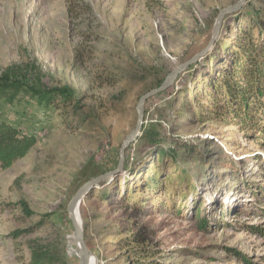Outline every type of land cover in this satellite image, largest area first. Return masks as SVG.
<instances>
[{
    "label": "rangeland",
    "instance_id": "obj_1",
    "mask_svg": "<svg viewBox=\"0 0 264 264\" xmlns=\"http://www.w3.org/2000/svg\"><path fill=\"white\" fill-rule=\"evenodd\" d=\"M236 1L0 0V76L74 91L48 109L25 95L0 101V122L36 138L0 166V264H78L71 197L116 167L139 97L203 49ZM258 19L264 0H246L208 53L145 100L123 171L79 206L97 264H134L139 245L152 255L141 264H264V151L213 91L242 32H264ZM150 124L162 138L143 137Z\"/></svg>",
    "mask_w": 264,
    "mask_h": 264
},
{
    "label": "trees",
    "instance_id": "obj_2",
    "mask_svg": "<svg viewBox=\"0 0 264 264\" xmlns=\"http://www.w3.org/2000/svg\"><path fill=\"white\" fill-rule=\"evenodd\" d=\"M258 21L260 25L264 24L262 20ZM242 33L243 37L238 43L239 52L234 56L233 64L222 77L217 90L216 85L213 86V91L218 92L220 89L221 100L224 102L223 109H226L228 115L233 114L234 122L242 131L253 132L257 143L264 151V32L246 29ZM20 95L34 100L40 108L48 109L58 107L59 102H73L74 91L68 86L46 88L29 85L21 79L7 74L1 75L0 101L13 104ZM221 115L224 117V114ZM18 126V122L8 123L4 120L0 122V166L3 169L9 168L15 161L23 158L36 143L34 135L20 131ZM157 127L150 124L143 137L162 138L161 129L157 133L154 132ZM165 152L164 149H160L158 155ZM174 152L175 150L172 154L176 155ZM132 241L140 243L135 234L132 235ZM133 251L135 256H139L134 264H141L152 257L146 246L141 249L139 245Z\"/></svg>",
    "mask_w": 264,
    "mask_h": 264
},
{
    "label": "water",
    "instance_id": "obj_3",
    "mask_svg": "<svg viewBox=\"0 0 264 264\" xmlns=\"http://www.w3.org/2000/svg\"><path fill=\"white\" fill-rule=\"evenodd\" d=\"M245 1L246 0H238L233 4L227 5L222 9H220L214 21L211 36L209 38L207 45L199 52H197L195 55H193L191 58L180 63L175 69L170 71L158 87H155L145 92L139 97L136 104V113H137L136 124L135 127L126 135V137L124 138V140L122 141L119 147L118 163L116 167L112 170L105 171L97 175L96 177L84 182L71 197L67 205V212L73 228V238L76 244L75 255L78 257V264H89L93 256L84 240L82 224L79 219V206L81 200L91 189H94L96 186L100 185L101 183H105L109 181L112 177L119 175L123 171L125 152L129 147V145L138 136L140 131V127L142 124V117H143V106L145 100L168 89L174 83L176 77L181 72H183L186 68L190 67V65L194 64L206 53H208L210 48L213 46V44L220 36L224 17L227 15H233L236 12H238L244 5Z\"/></svg>",
    "mask_w": 264,
    "mask_h": 264
},
{
    "label": "bare ground",
    "instance_id": "obj_4",
    "mask_svg": "<svg viewBox=\"0 0 264 264\" xmlns=\"http://www.w3.org/2000/svg\"><path fill=\"white\" fill-rule=\"evenodd\" d=\"M79 219H80V221H81V217H80V215H79ZM96 258L94 257V256H92V258H91V261H90V263L89 264H96Z\"/></svg>",
    "mask_w": 264,
    "mask_h": 264
}]
</instances>
